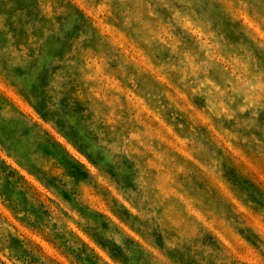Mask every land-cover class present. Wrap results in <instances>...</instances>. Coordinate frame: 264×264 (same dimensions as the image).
<instances>
[{"label":"clouds","instance_id":"clouds-1","mask_svg":"<svg viewBox=\"0 0 264 264\" xmlns=\"http://www.w3.org/2000/svg\"><path fill=\"white\" fill-rule=\"evenodd\" d=\"M0 264H264V0H0Z\"/></svg>","mask_w":264,"mask_h":264}]
</instances>
